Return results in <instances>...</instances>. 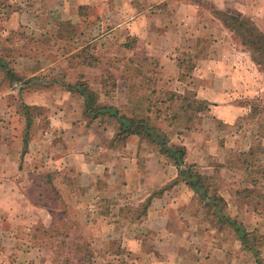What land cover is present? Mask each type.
Segmentation results:
<instances>
[{
  "label": "rangeland",
  "instance_id": "rangeland-1",
  "mask_svg": "<svg viewBox=\"0 0 264 264\" xmlns=\"http://www.w3.org/2000/svg\"><path fill=\"white\" fill-rule=\"evenodd\" d=\"M197 1L201 5V22L213 33L201 36L194 52L177 48L183 70L181 77L186 81L189 76L191 78L196 63L204 56L211 58L213 55L225 54L226 58L234 61L238 70L237 81L231 86L230 101L236 105L239 114L232 121L218 119L209 110L200 114L191 129L204 130L202 135H206L207 157L194 158L191 155L193 158L187 163L196 159L198 169L211 175L209 177L217 186V193L227 194L229 190L232 194L230 201L238 209L255 212L253 206H257L262 210V213L255 212L260 223L256 229L264 236V67L252 59L250 50L215 16L218 10L239 11L251 18L264 33V0H261L259 7L255 3V8H252L251 0L240 4L225 0ZM123 4L126 5V0H0V56L13 73L11 77L0 67V124L8 127L11 134L21 141V175L18 182L25 188L26 200L37 206L34 209L36 212L29 213L47 219L50 217L48 211L51 210L52 217L49 227L45 226L41 218H36L40 221H31L35 226L30 231L21 229L18 232L24 236V240L25 235L33 234L32 240L21 247L30 253L28 257L32 264H52V261L53 264H81L83 258L84 264H106L98 254L103 250L102 238L109 229L100 217L99 222L96 220L93 213L95 208L90 206L94 203L92 195L86 196L84 201L80 197V173L74 164L77 159L75 153H78L74 150L77 146L75 137L63 128L53 129L50 116L54 111L53 106L58 109L59 105L65 106L67 102L70 106L65 117L67 114L71 116L72 126H83L86 132L92 133L103 128L108 135L113 132L114 138L116 125L113 118L108 116L89 120L83 113L79 114V108L81 111L84 108V97L67 90L62 83L74 84L84 78L98 93L101 104L114 105L122 110L127 109L130 97L134 93L140 94L142 90L146 93L155 91L153 97L157 108L165 109L168 101H164L175 91L174 86L157 81L162 72L158 61L161 56H132L124 50L125 45L135 48L137 40L135 36H125V19L109 15L115 5L123 7ZM221 29L228 31V41L227 46L219 51L213 36L222 34ZM211 45L213 51H209ZM129 58L132 64L141 67L135 64L128 66ZM138 68L141 73L137 72ZM34 76L38 81L28 83ZM63 89L73 96L57 100L52 97L55 90ZM187 91L196 93L193 85ZM228 99L226 97L219 104L227 103ZM24 103L37 107L31 110V116H27L23 110ZM28 117L33 120L29 129ZM35 124L37 130L33 132ZM162 125L165 126V122ZM50 129L53 134L46 136L45 130ZM34 135L46 138H41L44 142L33 143ZM25 137H28L26 147ZM52 140L55 141L54 146L50 144ZM145 142L149 148H154ZM174 142L178 143L177 140ZM107 144L118 149L125 146L124 142L115 139ZM94 148H91L92 152ZM17 151L20 152L19 149ZM199 151L195 150L197 154ZM209 151L213 154H209ZM95 155L91 154L93 157ZM62 157L66 158L68 165L57 162ZM241 173L245 185L239 187L237 181ZM255 181L258 182L257 196L247 197L245 189L253 188ZM105 187L109 188V183ZM196 197L204 207L197 194ZM146 199L141 202L140 197L126 200L113 196L102 197L97 201V207L99 212L107 216L109 213L105 210L114 209L116 212H111L115 213L111 218L121 219L128 215L140 219ZM206 216H209V220L214 219L212 213ZM7 218V215L0 216L1 228L9 229ZM234 244L237 247L238 244ZM261 253L264 258V244ZM66 259L69 261L66 262Z\"/></svg>",
  "mask_w": 264,
  "mask_h": 264
},
{
  "label": "crops",
  "instance_id": "crops-1",
  "mask_svg": "<svg viewBox=\"0 0 264 264\" xmlns=\"http://www.w3.org/2000/svg\"><path fill=\"white\" fill-rule=\"evenodd\" d=\"M225 1L240 4L249 0ZM251 1L252 8H255V3L260 6L261 0ZM200 7L197 0H126L125 6L115 5L109 15L112 18L125 19L124 25L122 24L125 36H135L137 40L135 48L123 47L125 51L132 56L137 54L148 57L161 56L158 57L159 68L162 70L158 75L159 83L172 85L175 92L182 94L193 85L196 97L211 103L209 112L223 121H232L239 114L236 105L230 101L231 86L237 81L238 72L233 60L226 58L225 54L223 56V53L219 56L213 55L211 58L204 56L196 63L191 78L189 76L186 81L181 77L183 70L177 48L194 52L198 48L199 38L208 32L213 33L201 22ZM221 33L225 36L222 37V34L213 36L219 51L227 46L228 41L226 38L228 31L221 29ZM213 50L211 45L209 51ZM132 63V59L129 58L128 66H134L135 63ZM135 66L141 67L138 64ZM70 94L71 92L65 89L55 90L52 97H56L57 100L73 96ZM226 97H229L227 103L219 104V101ZM69 106L67 102L65 106L59 105L58 109L53 106L54 111L50 116L51 127L68 130L75 137L77 146L73 148L78 153H75L77 159L74 164L80 173L78 175L81 187L79 190H82L80 197L84 201L86 196L92 195L94 203L90 206L95 208L93 213L96 220L100 217L109 229L107 235L102 238L103 250H100L99 254L96 251L106 264H257L255 255L244 249L234 229L227 221L217 219L213 209L205 210L204 207L207 206L200 205L196 192L186 181L179 180L178 183L172 184V181L179 178V168L158 149L150 147L149 150L145 140L137 134L129 135L122 148H113L107 144L113 139V132L108 135L105 129L101 128L92 133L86 132L83 126H72L71 116L67 114L65 117ZM83 110L84 108L82 111L79 108V114H82ZM35 127L36 129H32L33 132L37 130V124ZM181 130V133L173 130L175 139L172 141L175 143L174 140H177L178 143L175 144L187 147L185 163L195 165L198 169L196 159L192 160V163L187 162H191L190 158L196 156L207 157L206 135H202L204 130L187 129L183 132ZM45 133L46 136L52 135L53 130H45ZM41 138L46 137L34 135L32 141L44 142ZM50 144L54 146L55 141L52 140ZM94 146L92 152L91 148ZM20 148L22 149L19 138L13 136L8 127L0 124V216L7 215L9 222V229L0 227V264H32L28 257L30 253L21 247L32 240L33 234L25 235L24 240L22 239L24 236H20L18 232L21 229L30 231L31 227L35 226L34 223H30L31 221L37 223L41 220L46 227L52 223L51 210L48 211L50 217L47 219L29 213L36 212L34 209L37 206L26 200L25 188L18 182L22 159ZM199 149L197 154L195 150ZM94 153L96 155L91 156ZM209 154L213 153L209 151ZM65 159L62 157L57 159V162L68 165ZM241 178L238 176L239 187L245 185L242 173ZM106 183H109L107 189ZM166 185L170 187H165ZM112 196L125 200L140 197L141 202L147 198L146 201L150 199V204L140 219L128 215L121 219L111 218L110 216L115 214L111 212L115 210H105L109 213L107 216L98 211L97 201L102 197ZM221 196L226 203L228 202L224 209L226 216L237 218L248 231H257L260 223L253 210L238 209L234 202L230 201L232 194L229 190L227 194L222 193ZM209 213H212L214 219L209 220V216H206ZM100 220L98 219V222ZM234 243L238 244L237 247ZM51 263L53 264V261Z\"/></svg>",
  "mask_w": 264,
  "mask_h": 264
},
{
  "label": "trees",
  "instance_id": "trees-1",
  "mask_svg": "<svg viewBox=\"0 0 264 264\" xmlns=\"http://www.w3.org/2000/svg\"><path fill=\"white\" fill-rule=\"evenodd\" d=\"M215 16L221 20L223 25L233 32L245 45L252 54V59L264 67V33L256 26L253 20L239 11L227 9L218 10ZM128 47V45H125ZM147 58V57H144ZM0 67L5 70L7 75L12 74L3 58L0 56ZM138 68L137 72L141 73ZM38 81L37 77H32L28 83ZM69 91L80 94L84 97L83 115L89 120H95L102 116L113 118L116 125L115 139L124 142L131 134H137L145 139L148 144L158 149V151L167 157L174 165L179 168V178L172 181V184L184 180L193 188L198 197L203 201L208 209H213V214L221 221H227L234 229L236 235L241 240L245 250L252 252L257 264H264V258L261 253V246L264 244V236L258 231H248L242 222L237 218L226 216L224 209L227 206L225 199L217 193V186L210 180L208 175L201 173L195 165H187L185 157L187 155V147L181 144L173 143V129H191L195 123V119L200 118L206 110H210L211 103L196 97V93H178L172 91L170 93L168 105L165 109L157 108L156 100L150 93L141 91L140 94L134 93L128 103L126 110L114 105H103L99 102V95L95 92L90 84L84 78L79 79L74 84L62 83ZM147 90V89H146ZM179 101V102H177ZM163 103V102H161ZM164 104V103H163ZM27 116H31V110L37 108L27 104H22ZM32 117L27 119V128L32 125ZM165 122V126L162 123ZM114 143V142H113ZM25 147L28 144V137L24 139ZM182 166H185L182 168ZM258 182L255 181L253 188L247 187V197L257 196ZM150 204V199L143 205V214ZM256 213H262L257 206H253ZM139 218V217H138ZM92 255V254H91ZM69 259H66L68 262ZM85 263V258L80 262Z\"/></svg>",
  "mask_w": 264,
  "mask_h": 264
}]
</instances>
